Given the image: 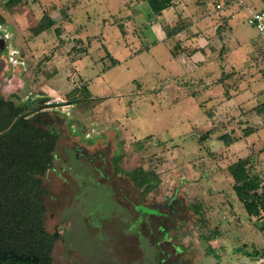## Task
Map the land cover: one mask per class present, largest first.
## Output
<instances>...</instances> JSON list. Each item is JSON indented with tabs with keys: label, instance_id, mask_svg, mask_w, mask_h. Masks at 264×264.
Returning <instances> with one entry per match:
<instances>
[{
	"label": "rangeland",
	"instance_id": "1",
	"mask_svg": "<svg viewBox=\"0 0 264 264\" xmlns=\"http://www.w3.org/2000/svg\"><path fill=\"white\" fill-rule=\"evenodd\" d=\"M213 2L175 0L154 13L147 0H0V30L10 42L3 91L70 100L63 114L86 132L103 130L121 153L112 198L96 187L82 204L69 176L56 264H264V218L248 216L227 170L247 157L264 185V36L246 21L264 0H234L220 10ZM44 14L55 23L34 35ZM224 15L226 30L219 28ZM179 42L206 54L174 56ZM232 69L226 89L217 79ZM224 132L235 141L221 140ZM140 165L154 182L143 183V204H159L164 214L168 197L182 200L174 213L143 220V239L129 231L141 183L123 175Z\"/></svg>",
	"mask_w": 264,
	"mask_h": 264
},
{
	"label": "flooded vegetation",
	"instance_id": "2",
	"mask_svg": "<svg viewBox=\"0 0 264 264\" xmlns=\"http://www.w3.org/2000/svg\"><path fill=\"white\" fill-rule=\"evenodd\" d=\"M9 48L8 33L0 30V79L8 67ZM71 103L67 99L49 100L46 96L21 98L16 90L6 93L0 87V259L3 261H18L14 254L32 252L47 255L50 264H56L54 253L62 245L67 228L69 176L78 191L75 197L82 204L96 187L103 190L104 196H114L116 171L122 172L116 166L121 154L119 145L112 138H105L103 130L101 134H91L78 119L63 114L60 108ZM123 173L131 181L132 173L140 174L142 199L133 204L137 216L129 231L143 239V220L174 213L182 200L174 194L168 197L162 202L167 207L163 214L158 210L159 204L154 207L143 204V166ZM89 216H81L87 226ZM66 263L70 264L63 261Z\"/></svg>",
	"mask_w": 264,
	"mask_h": 264
},
{
	"label": "trees",
	"instance_id": "3",
	"mask_svg": "<svg viewBox=\"0 0 264 264\" xmlns=\"http://www.w3.org/2000/svg\"><path fill=\"white\" fill-rule=\"evenodd\" d=\"M147 2L151 11L154 13H161L163 10L167 9L172 5L171 0H147ZM3 21L4 18L0 16V22ZM54 23L55 21L52 18L44 14L40 17L38 22L31 27V31L34 35H38L40 33L46 32L50 27L54 25ZM219 25V28L226 30L229 27L228 17L225 15L221 16V23ZM176 47V50L173 51L174 56L181 52H183L189 57H191L197 52H200L202 56L206 54L203 47L194 48L191 46H186L184 47V50H181L179 48L181 47L180 42L176 45ZM236 73L237 71L235 72L234 69L229 72H222L220 77L217 79V82L223 83L226 89L232 88V86L226 83V81L228 78L234 76ZM239 86L240 79H237L233 88L238 89ZM82 88L85 96L90 95L88 87L85 84H83ZM226 94H228L227 90ZM259 108L261 111H264V104H261ZM212 131L213 128L208 129L207 131L201 134L200 138H208L209 135L212 134ZM218 137L221 140H226L227 144H231L235 141V138H233L232 136L230 137V134L228 135L226 134V132L218 135ZM246 163L247 157L238 158L227 166V170L230 175V179L233 181L232 188L234 190V193L237 196L238 200L242 203V207L244 208L249 217L253 218L254 220H260L264 218V185L261 177L258 174H250ZM139 176L140 174H131L132 179L135 180L136 178V181H138V183H140ZM143 183H145L146 189H150L152 188V186H154V182L150 180V177L148 176V174L144 173V171ZM263 228L264 226L261 227V229ZM14 255H16V259L21 262L28 261L33 262L34 264H50L47 255H38L32 252H25ZM31 257H34V259L31 260Z\"/></svg>",
	"mask_w": 264,
	"mask_h": 264
},
{
	"label": "built area",
	"instance_id": "4",
	"mask_svg": "<svg viewBox=\"0 0 264 264\" xmlns=\"http://www.w3.org/2000/svg\"><path fill=\"white\" fill-rule=\"evenodd\" d=\"M232 3H234V0H214L213 7L214 10H220ZM246 21L249 25L253 26L260 35L264 36V7L252 11L251 14L247 16Z\"/></svg>",
	"mask_w": 264,
	"mask_h": 264
},
{
	"label": "crops",
	"instance_id": "5",
	"mask_svg": "<svg viewBox=\"0 0 264 264\" xmlns=\"http://www.w3.org/2000/svg\"><path fill=\"white\" fill-rule=\"evenodd\" d=\"M175 0H173V1H171V2H174ZM190 2H193V1H195V3H203L204 2V0H189ZM173 4V3H172ZM196 5V4H195ZM225 16H227V15H225ZM196 21L198 22V21H203L204 20V22H202V24L203 23H205V17H204V14L202 13V12H198L197 14H196ZM181 44V43H180ZM186 44H188V43H186ZM201 54L200 52H197V53H195L194 55H192V56H195L196 54Z\"/></svg>",
	"mask_w": 264,
	"mask_h": 264
},
{
	"label": "water",
	"instance_id": "6",
	"mask_svg": "<svg viewBox=\"0 0 264 264\" xmlns=\"http://www.w3.org/2000/svg\"><path fill=\"white\" fill-rule=\"evenodd\" d=\"M0 264H34L30 262H19V261H3L0 259Z\"/></svg>",
	"mask_w": 264,
	"mask_h": 264
}]
</instances>
